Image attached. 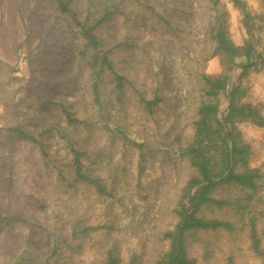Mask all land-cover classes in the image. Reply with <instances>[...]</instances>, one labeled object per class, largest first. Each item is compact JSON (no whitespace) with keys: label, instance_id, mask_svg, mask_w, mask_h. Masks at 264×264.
<instances>
[{"label":"rangeland","instance_id":"374dc122","mask_svg":"<svg viewBox=\"0 0 264 264\" xmlns=\"http://www.w3.org/2000/svg\"><path fill=\"white\" fill-rule=\"evenodd\" d=\"M66 1L87 24L104 5L113 12L94 32L130 84L118 98L105 72L95 99L94 51L56 0H0V264H101L112 247L118 264L133 255L135 264H155L168 249L162 234L177 222L174 209L192 173L180 148L192 136L200 75L225 71L210 57L214 0ZM245 1L255 65L240 79L232 67L219 116L236 84L241 101L264 114V0ZM220 2L232 41L245 43L240 13ZM140 96L159 99L149 109ZM237 127L261 174L258 188L216 190L232 205L203 213L233 229L188 234L197 264H227L228 257L261 264L248 231L253 219L264 248V128L249 121ZM71 147L85 152L82 170L102 178L104 194L74 178Z\"/></svg>","mask_w":264,"mask_h":264},{"label":"trees","instance_id":"16d2710c","mask_svg":"<svg viewBox=\"0 0 264 264\" xmlns=\"http://www.w3.org/2000/svg\"><path fill=\"white\" fill-rule=\"evenodd\" d=\"M56 2L61 11L79 26L86 45L94 51L90 65L91 73L94 75L92 91L95 99L98 95V84L105 72L111 76L113 89L119 98L130 81L116 71L108 52L98 48L100 40L94 32L113 12H110L104 5L100 8L99 17L87 24L85 19L79 20L76 11L68 7L66 0H56ZM228 2L240 13L241 22L249 39L241 45L232 41L227 27L228 12L223 8L220 0H214L215 14L208 28V37L213 43L210 57L217 55L225 71L215 75L205 73L200 75L201 96L196 108V119L193 121L192 136L180 148L192 173L182 186L174 209L177 222L172 229L165 230L162 234V237L168 240V249L158 256L155 264H197L195 258L190 257L187 252L186 237L188 234L198 230L224 229L229 231L233 229L232 222L208 217L203 213L205 208L232 205L231 201L214 196L216 190L221 186H233L240 190L248 189L254 192L258 188L261 174L257 168L250 166V145L243 140L237 124L249 121L257 127L264 128V114L251 103L241 101L244 91L239 84H236L229 88L226 94V109L219 116L218 96L227 89L229 72L232 67L236 66L241 69L238 75L240 79L247 74L249 68L255 65V60H252L253 45L250 42L253 16L248 11L245 0H228ZM239 59L240 61L237 62ZM260 62L264 63V59ZM139 99L150 109L157 103L159 97L154 96L148 100L140 96ZM71 151L74 155V178L93 188L97 193L104 194L106 188L102 178L82 170L79 156L86 155L85 152L73 147ZM87 160L90 161L88 157ZM86 229L83 227L79 232ZM248 237L252 252L261 259V264H264V248L261 246L253 219L249 221ZM118 262L119 256L116 248H108L101 264H118ZM226 262L235 264L231 257H228ZM135 263L136 256L133 255L129 264Z\"/></svg>","mask_w":264,"mask_h":264}]
</instances>
